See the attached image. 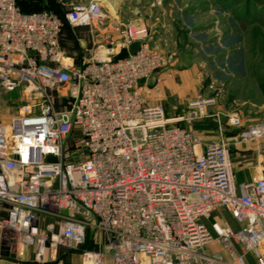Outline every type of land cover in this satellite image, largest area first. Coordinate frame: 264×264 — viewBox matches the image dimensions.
I'll return each instance as SVG.
<instances>
[{
	"label": "built area",
	"instance_id": "obj_1",
	"mask_svg": "<svg viewBox=\"0 0 264 264\" xmlns=\"http://www.w3.org/2000/svg\"><path fill=\"white\" fill-rule=\"evenodd\" d=\"M57 3L62 16L0 0V88L26 98L0 123V245L34 264L56 263L59 251L82 264H246L247 253L264 264V163L236 184L221 117L208 114L215 99H190L184 116L167 118L152 98L173 57L147 29L109 21L100 0ZM66 25L102 36L78 67L60 50ZM208 118L219 138L199 150L177 123ZM226 121L241 127L237 114ZM263 136L249 127L239 142ZM217 211L239 231L208 226ZM215 239L225 252L207 251Z\"/></svg>",
	"mask_w": 264,
	"mask_h": 264
},
{
	"label": "rangeland",
	"instance_id": "obj_2",
	"mask_svg": "<svg viewBox=\"0 0 264 264\" xmlns=\"http://www.w3.org/2000/svg\"><path fill=\"white\" fill-rule=\"evenodd\" d=\"M24 1L21 0L22 6L36 0H27L30 2L26 5ZM111 1L113 8L107 1L102 2L105 4L104 11L111 14L107 16L116 18L121 25L135 22L144 26L151 46L173 57L166 76L176 82L174 85L177 86V80L183 74L192 84L189 89L193 88L195 98L215 99V105L208 110V114L218 113L221 117L222 135L229 146L233 170L251 158L252 146L259 149L257 157L260 156L258 158L263 164L264 141L261 140L264 136L245 143L239 142V136L249 127L264 126V0H120L118 5V0ZM41 3L48 9L58 5L57 0H41ZM118 8L122 9L120 15H117ZM81 44L68 31L62 33L59 46L70 58ZM89 45L91 47V43ZM176 59L179 61L176 62ZM176 95H170L166 101L171 104L175 118H178L187 113L188 102L184 107H178ZM25 101L19 89L11 94L0 92V121L4 123L16 115ZM231 114L239 116L241 127L228 125L226 116ZM181 125L197 134L200 140L206 137L211 141L206 144H214L215 138H219L214 118ZM256 163L261 166V163ZM235 175L237 182L249 180L246 171ZM220 213L218 211V217H221ZM223 213L229 216L226 211ZM214 221V217L210 218L208 225ZM222 227L236 232L231 227ZM93 237L91 234L90 240ZM88 246L92 247L90 242L84 249ZM207 251L225 252L216 239ZM64 253L65 256L62 255ZM13 254L14 264H34L31 253H27L21 261ZM70 258L74 259L73 264H82V258L74 251H59L53 264H68Z\"/></svg>",
	"mask_w": 264,
	"mask_h": 264
},
{
	"label": "crops",
	"instance_id": "obj_3",
	"mask_svg": "<svg viewBox=\"0 0 264 264\" xmlns=\"http://www.w3.org/2000/svg\"><path fill=\"white\" fill-rule=\"evenodd\" d=\"M81 1H83L84 3H87L90 0H81ZM119 2H120V0H118L117 5H118ZM50 10L55 11L60 16L63 15V10H61V8L58 5L54 6ZM121 11H122V9L118 8L117 15H120ZM107 15H111V14L107 13ZM108 18H109V21L117 23V19L116 18L110 17V16H108ZM68 31L70 33H73V35H75V40H76V42L78 44H81V43L85 44V45L81 44L79 46L80 48L77 49L78 51H76L75 54L73 52V56L70 57L72 63L76 67H78V66L81 65L82 60L88 54H90L92 52L95 43L98 42L102 38V36L100 34H98V33L93 32L91 29H89L87 27H75V28H73V27H69L67 25L64 26L62 33L65 34ZM99 37H100V39H99ZM149 41H150V39H149ZM90 43H91V47L89 45ZM150 44H151V42H150ZM88 48H90V49H88ZM175 61L178 62L179 59H176ZM168 71L170 72V70H167V71L161 73L160 77H162L163 80H162L161 84L159 85L158 91H154L152 99H153V103L159 104V105H161L163 107L165 116L167 118L174 119L175 118V113L173 112V110L171 108V104L167 103V101H166L167 99H170L169 98L170 95H173L174 93L177 94L176 95L177 96V101L176 102L178 104V107L179 106L184 107V105L190 99H194L195 97L193 95L194 93L192 92L193 88L191 87L192 89L191 88L189 89V86L192 85V84L189 82L187 77H185L183 74H181L180 75L181 78H179V80H177V82H178V84L180 86L178 84L176 86V85H174L176 82L174 83L173 81H171L169 79V77L166 76V74L169 73ZM176 79H177V77H176ZM19 91H21V90L19 89ZM0 92L3 93V94H11L12 93V92L6 93L1 88H0ZM13 93H14V91H13ZM162 95H163V97H162ZM24 103L18 108V112L16 113V115L20 112V109L24 105ZM16 115H14V116H16ZM9 119H7L6 122H8ZM6 122H4V123H6ZM0 123H3V122L0 121ZM181 124H183V123H177L178 126L184 128L183 125H181ZM205 138L206 137H203L202 140H200L199 150H201L203 148V146L206 145V143L211 142L209 140H206L207 138L206 139ZM215 140H216L215 142H217L218 138L216 137ZM261 141H264V139H262ZM246 149H248V148H246ZM251 150H252V153L249 154V155H251V158L247 159L245 164L242 163L243 165H241V167L239 166V167L235 168V171L233 170L234 177H235V182L238 185L243 184V183L251 182L258 175L260 167L257 166L256 162H258V163L262 162L258 158L260 156L257 157V155L260 153V151H259L258 148L256 149L253 146H252ZM246 157H247V155H246ZM243 171H246V174L248 175V177H249L248 179L249 180L246 181V182H237L235 174L236 173H238V174L242 173L243 174ZM221 212H222V213H220V215L222 214L221 217H218V215H217L218 211H217V212L213 213L210 218L214 217L215 218L214 222H217V223H219L222 226L231 227L236 232L239 231L240 226L234 221V219H232V217L229 214L228 215L230 217L227 216L226 213H223L224 211H221ZM208 220L205 221V223L207 225H208ZM244 258H245L246 264H257L255 256L252 253H247ZM73 261H74V259L70 258V261H68V264H73ZM13 262H14L13 259H6V258H1L0 257V264H14Z\"/></svg>",
	"mask_w": 264,
	"mask_h": 264
},
{
	"label": "trees",
	"instance_id": "obj_4",
	"mask_svg": "<svg viewBox=\"0 0 264 264\" xmlns=\"http://www.w3.org/2000/svg\"><path fill=\"white\" fill-rule=\"evenodd\" d=\"M24 2L26 5V3H29L30 1L25 0ZM21 3H22L21 0H17V7L23 13L38 12V11L48 9V7L44 3H41V0H40V2L38 0L34 1L35 4L34 3L27 4L26 6L28 8H26V6H22ZM125 56H127V53L125 51H121L120 54L118 55V58H122Z\"/></svg>",
	"mask_w": 264,
	"mask_h": 264
},
{
	"label": "water",
	"instance_id": "obj_5",
	"mask_svg": "<svg viewBox=\"0 0 264 264\" xmlns=\"http://www.w3.org/2000/svg\"><path fill=\"white\" fill-rule=\"evenodd\" d=\"M92 1L97 2L98 0H92ZM138 48H139V43L131 44L129 46V48H128V54L129 55H134L137 52ZM47 161L54 162V159L52 157L48 156L47 157ZM0 257L1 258H6V259H14L15 258L14 254L10 253L7 250L6 246H4V244L0 245Z\"/></svg>",
	"mask_w": 264,
	"mask_h": 264
},
{
	"label": "bare ground",
	"instance_id": "obj_6",
	"mask_svg": "<svg viewBox=\"0 0 264 264\" xmlns=\"http://www.w3.org/2000/svg\"><path fill=\"white\" fill-rule=\"evenodd\" d=\"M100 1L103 2L104 0H100ZM105 1L108 2L109 7L113 8L114 5L111 0H105Z\"/></svg>",
	"mask_w": 264,
	"mask_h": 264
}]
</instances>
